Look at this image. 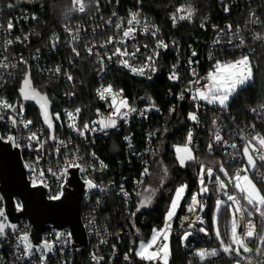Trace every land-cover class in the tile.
Instances as JSON below:
<instances>
[{
  "label": "built area",
  "instance_id": "obj_1",
  "mask_svg": "<svg viewBox=\"0 0 264 264\" xmlns=\"http://www.w3.org/2000/svg\"><path fill=\"white\" fill-rule=\"evenodd\" d=\"M84 3L85 12L80 13L73 10L70 0L69 15L73 17L43 35L41 27L45 24V20L41 14L42 5L35 4L32 0L26 3L0 0V62L7 65L0 67V99L12 105L22 81L28 74L30 80L35 78L37 82L52 81L61 84L59 93L66 102L65 106L50 110L49 113L54 124L52 136L54 135L55 139H52V136L50 138L44 120L37 121L36 117L27 111L26 105L30 104H23L21 101L17 103L16 114L11 109L0 108L1 138L8 140L7 138L11 136L12 118H15L17 122L14 125V144L19 145L16 147L21 153L27 177L31 183L36 180L38 185H42L48 198L62 190L65 180V177L63 180L57 179L52 173L58 175L67 167V163L73 160L80 165L78 167L80 179L84 182L91 180L96 185L85 193L80 203V218L88 246L73 247L70 231L66 228L60 232L45 228L42 242L47 241L49 245L54 243V246L43 264H74V259L81 250H87L86 255L90 264H131V256L140 259L134 255L130 246L126 247V236L131 231L130 227L124 225L112 230L100 219V215L104 212L108 196H116L122 200L126 215L131 216L137 211L142 185L149 173V157L155 151L158 138L167 132V115L172 113L174 106L179 103L186 106L185 143L191 132L189 147L196 157L192 161L197 165L195 181L200 183L202 162L198 152L204 144L207 154L218 153L227 163L234 165L232 174L228 176L222 174L221 179L228 185V193L236 195L245 210L235 214L238 234L242 235L247 231L248 222L251 220L256 226V233L264 235L263 229L260 231L261 226L264 228V217L240 197L233 186L234 180L232 183L228 182L229 178H234L238 172L244 175L245 172L242 170L247 167L250 179L255 183L251 177L253 173L264 189V161L259 160L257 154L256 167L249 169L242 154L243 146L249 138L257 134L264 136V105L249 110L252 116L250 120H241L231 113L228 106L221 108L215 104L192 99L196 89L208 86L210 83L208 75L214 70L218 61L222 64L233 63L243 56H248L251 62L250 57L256 49L264 47V0H215L213 10L207 11L197 19L180 7L179 9L184 11L175 10L168 15L167 27L150 20L140 9L122 6L115 0H84ZM138 12H141V16L137 17L140 23L134 25L135 32L129 37H123V30L129 26L128 20L133 13ZM189 13L190 19L178 18ZM173 16L177 17L175 21ZM222 17L227 18L222 20ZM9 21L13 23L11 31L7 29ZM117 23L121 24V28L115 26ZM145 26L148 28L147 32L144 30ZM66 28L72 29L71 34ZM153 32L155 35L152 34ZM74 35H78L79 39L73 41ZM17 37L20 39L17 40ZM25 37L27 39H24ZM109 38L115 42L107 43ZM8 40H12L13 43L8 44ZM160 41H163L167 47H158ZM73 48L77 49L79 55L73 52ZM88 48H92V54H89ZM117 48L136 54L117 57L113 55ZM82 55L90 62V68L97 80L113 70H118L134 80L150 84L164 70L168 85L159 104L150 99L143 104L133 105L120 90L112 88L113 93L120 94L117 96V103L121 98L126 99L128 105L135 111L129 112L126 119H118L115 128L89 131L81 135L69 125L75 123L77 128L82 129L84 124H88L90 128L98 129L99 126L93 122L107 118L113 111L110 107L113 103L111 96L101 99L97 91L96 97L102 106L96 107L91 116L82 117L81 106L76 103L80 79L74 74L76 64ZM109 56L111 59H108ZM147 57H152L151 61H148ZM122 59H127L132 68L143 69V75L139 74V71L134 73L131 68L123 66ZM251 65L253 69L252 62ZM57 69L59 71H56ZM173 74L176 79L169 78ZM69 76L72 77L71 80L68 79ZM193 81L197 82L192 83ZM251 81L252 79L245 85ZM181 95L183 99L180 98ZM34 109L38 110L36 107ZM76 109H80L78 114H75ZM68 112L74 113V119H69L66 115ZM57 113L59 119H55ZM190 113H195L196 121L189 119ZM27 121L31 123L25 127ZM111 132L119 135L123 145L122 158L117 164L127 165L126 171H119L116 175L110 164L95 151L98 140L106 138ZM217 132L223 137L221 143H216L214 140ZM32 133H36L37 139H29ZM210 144L211 148H209ZM232 144L237 147L232 148ZM134 164L136 169L133 168ZM204 167L205 172L209 167L213 172L216 171L212 165H204ZM145 168L148 170L146 175ZM41 170L44 172L43 177L40 176ZM45 184L47 187L44 186ZM186 193L187 188L182 194L183 198L179 201L175 215L168 221L170 229L168 240L165 241L169 244L167 264H173V242L177 241L180 247L187 249L194 245L195 239L209 238L208 223L204 217L206 208L204 198L197 190L192 191L187 198ZM193 194L197 195L199 203L195 206L196 210L190 212L188 208L192 204ZM174 196L175 191L172 199ZM222 196L223 201H226L224 193ZM228 203L231 202L226 204ZM2 206L3 201L0 196V210ZM201 206H203L202 211ZM169 208L164 215L161 226L163 229ZM249 212L252 213L251 216L248 215ZM231 226L232 221H229V228ZM201 227L207 230V235L199 231ZM28 231L29 227L25 221H21L15 230H6L4 241L0 243L2 264H42L45 254L43 247H39L25 258L20 237L26 235ZM186 233H191L187 239L184 238ZM246 242L253 248L248 241ZM161 243L158 238L157 245ZM151 250L154 251L155 248ZM142 261L144 264H164L163 260Z\"/></svg>",
  "mask_w": 264,
  "mask_h": 264
},
{
  "label": "trees",
  "instance_id": "obj_2",
  "mask_svg": "<svg viewBox=\"0 0 264 264\" xmlns=\"http://www.w3.org/2000/svg\"><path fill=\"white\" fill-rule=\"evenodd\" d=\"M21 3H26L29 0H16ZM122 6H130L138 8L147 14L148 18L163 27H167L168 15L182 7L188 10L194 19L204 15L207 11H212L215 5V0H115ZM35 4L42 5L41 14L45 20V24L41 27L42 34L45 35L48 30L58 27L64 21L73 17L69 15L70 0H32ZM264 16V13H263ZM227 17H222L225 19ZM253 64L252 81L244 85L230 99L228 108L231 113L241 120H250L252 116L249 110L251 108L264 105V47H258L256 52L250 57ZM164 70H162L150 84H144L137 80L128 77L125 73L118 70H113L106 74L102 79L97 80L90 68V62L82 55L74 69V74L80 79L78 85V95L76 103L81 106L82 117L86 118L92 115L96 107H101L102 104L96 97V92L100 87L111 85L113 89L120 90L122 95L128 98L133 105H140L148 100H154L159 104L166 86L168 85ZM30 80L32 87L42 95H45L51 103L52 109H60L66 105V102L60 96L61 84L52 81L37 82L35 78ZM14 95V93H13ZM12 95V96H13ZM15 96V95H14ZM13 96V97H14ZM29 113L33 114L37 121H41L40 111L34 109L32 105H26ZM186 106L184 104H176L172 113L167 115L168 129L167 132L158 138L156 141L155 151L149 157V173L143 182L142 190L139 196V211L133 215H126L122 200L119 197L108 196V201L104 212L100 215V219L107 226L116 230L124 225H128L131 229L126 236V247L130 246L131 251H134L137 240L145 238L152 227H161L164 220V215L169 208L173 193L179 185H185L187 198L190 193L197 190L201 197L204 198L206 208L204 217L207 220L209 228V238L195 239L194 245L184 249L180 247L178 242L172 244L173 264H236L240 257L224 253L220 248V241L217 239L212 221V214L216 205V200L219 198L223 201V191L220 190L216 182V176L223 177V173L219 171L222 164L229 175L234 170V165L227 163L224 157L218 153L207 154L204 144L201 145L198 152L200 161L203 165H212L216 168L212 178H206L204 184L207 187L206 192H201V184L195 181V170L197 165L193 161H187L184 166L177 162L173 145H182L185 143L187 132L186 121ZM50 133V130L46 128ZM123 145L120 142L118 134L111 132L106 138H100L97 142L95 151L110 164L115 175L119 171H126L127 165L123 163L119 166L117 163L122 158ZM136 169V164L133 165ZM258 189L264 194L263 187L258 183L254 174H251ZM222 180V179H221ZM151 197V204L147 207H140L141 201L146 197ZM232 211L227 204L221 206L217 216V227L221 232V237L225 243L229 238V221L231 220ZM263 226L260 227V231ZM248 242L257 247V240L252 238ZM216 250V255H207L201 259L197 255L199 250H207L211 253ZM87 250H81L74 259V264H90L87 258ZM247 255V254H246ZM131 264H144L142 260L134 259ZM0 264L1 261H0ZM241 264H248L247 261L241 260ZM251 264H264V253L252 255Z\"/></svg>",
  "mask_w": 264,
  "mask_h": 264
},
{
  "label": "snow or ice",
  "instance_id": "obj_3",
  "mask_svg": "<svg viewBox=\"0 0 264 264\" xmlns=\"http://www.w3.org/2000/svg\"><path fill=\"white\" fill-rule=\"evenodd\" d=\"M72 8L75 11H78L80 13H84L86 9V5L84 3V0H72ZM227 10V9H226ZM184 11L183 9H177V12ZM115 15V14H113ZM138 13H133L131 16V19L128 20V27L123 30V37H129L135 32V24H139L140 21L137 18ZM179 19H190L191 14L184 16L181 15L178 17ZM177 19L176 16H173V20L175 21ZM111 23V21H110ZM118 29L121 28V24L117 23L115 25ZM13 28V23L11 21L7 24V29L11 31ZM145 32L148 31L147 26H145ZM66 31H68L70 34L72 32L71 28H66ZM155 35V32L152 33ZM260 38V37H258ZM20 38L17 37V40ZM24 39H27L25 37ZM73 41H76L79 39L78 35L72 36ZM115 41L112 38H109L107 43H114ZM8 44L13 43L12 40L7 41ZM241 43H243V40H241ZM104 45H101L103 47ZM158 47H164L166 48L167 45L163 43V41H160L158 44ZM139 51V49H137ZM73 52L76 55H79V52L76 48H73ZM89 54H92V48H88ZM136 53H129L126 49L121 50L120 48H117L113 55L117 57H127L129 55L134 56ZM195 55V53H193ZM108 59H111V56L108 57ZM152 57H147L148 61H151ZM121 64L125 67L131 68V70L135 73L139 71V74L143 75V69H136L132 68L129 64V61L127 59H122ZM0 67H7L6 64L3 62H0ZM56 71H59L57 69ZM170 79H176L177 77L175 74L169 77ZM69 80L72 79L71 76L68 77ZM208 79L210 83L207 87H201L196 89L195 93L192 96V99L194 101H204L207 104H216L219 105L221 108H227L228 102L232 95L243 85L248 83L252 79V65L248 58V56H243L241 59L236 60L233 63H224L217 62L214 66V70L211 71L208 75ZM197 81H193L192 83H196ZM25 87L21 88V94L23 95V98L25 100L29 99H35L36 96H38V93H35L34 89H31V81L30 77L26 75L24 80ZM27 89V90H26ZM98 94L101 99H106L108 96H111L112 98V105L110 107L113 108V111L109 114L107 118H102L99 121L93 122L94 124L98 125L99 128L92 127L88 124H84L83 128H77L75 123H72L69 125V127L77 130L81 135H84L86 132L89 131H105L108 128H115L117 126V120L118 119H126L129 112L135 111V109H132L129 105L126 99L121 98L119 102L117 103V96L120 95L119 93H113V89L111 85H108L107 87H103L102 89L98 90ZM183 99V95L180 97ZM42 100H44V103H41V109L42 114L44 117V122L47 124L49 129H54V124L52 123L51 116L49 112L47 111V101L45 97H41ZM39 102V101H38ZM0 108H8L11 109L12 105L8 104L6 101L0 99ZM123 109V111H122ZM255 111V110H254ZM80 112V109L75 110V114H78ZM143 114V113H141ZM66 115L69 117V119H74V113L68 112ZM59 114L57 113L55 116V119H59ZM2 119V117H0ZM189 119L192 121H196L197 117L195 113L189 114ZM16 119L12 118L13 125L16 124ZM31 121H27L25 123V127L30 124ZM191 132L188 135L187 143L181 148L177 147L176 151L178 154V160L181 166H184L187 161L195 160L196 157L192 153V149L189 147L191 144ZM9 142H14L15 138L13 136H9L8 138ZM29 139H37L36 133H32V135L29 137ZM52 139H55V136H52ZM127 139V138H126ZM214 140L216 143H221L223 141V137L217 132L215 134ZM19 147V145H16ZM212 145H209V148H211ZM232 148H236L237 145L232 144ZM59 150V149H57ZM243 156L247 159L248 167L255 168L256 167V155L258 154V158L261 161H264V136H261L259 134L252 136L249 138L246 142V144L243 146L242 149ZM94 155V154H93ZM103 167V165H101ZM71 167H80L79 164L75 163V161H71L67 163V167L63 169V171H60L59 174L52 173L53 175L57 176V179L63 180L64 177L68 173V169ZM49 171H51L49 169ZM219 171L223 173L225 176H228V172L225 170L224 166L221 164L219 167ZM243 172H247L248 168H244L242 170ZM148 173L147 168L144 169V174L146 175ZM44 172L41 170L40 176L43 177ZM205 175H207L208 178H212L213 176V169L211 167L207 168L205 172V167L203 164L200 165V184H201V192H206L208 189L204 184ZM234 180V187L236 188L237 192L240 194V197L247 202L248 205H250L257 213L260 214L261 217H264V194H262L261 190L256 187V185L252 182L251 179L247 175L241 176V174L238 172L235 174V177L229 178V183H232ZM216 182L219 185L220 190L223 191L224 195L226 196V201H222L218 199L216 201V214L218 216L221 206L224 205L227 202L228 208L232 211L233 214V222L232 227L229 235L228 242L225 243L224 239L221 237V232L218 227H215L217 221L214 218V227H215V235L217 239L220 241V248L224 253H227L229 255H235L236 257H240L241 259H238L236 261V264H241V260H245L248 262V264H251L252 255L256 254H262L264 253V235H258L256 233V226L252 223L251 220L248 222L247 231H245L242 235L238 234L237 228L238 225L236 223L235 214L245 211L243 207L240 204V200L237 198L236 195L229 194L227 191L228 185L221 180L219 176H216ZM243 182V183H242ZM41 183L43 184V180H41ZM89 188H93L96 185L92 183L91 180L86 181ZM32 185L35 187L37 186V181L33 180ZM47 187V185H44ZM186 186H181L175 190V196L171 201L169 211L166 214V223L165 228L162 230H154V235L152 236L151 240L147 243L141 241L139 245V249L136 250V256L139 257L141 260L149 261V262H155L159 260H163L164 264H167L166 256L168 254V244L165 243V241L168 240V230L170 229V224L168 221H170L173 216L175 215V210L179 207V201L183 198L182 194L185 192ZM127 195V194H125ZM63 196V190L59 191L58 193L52 195L50 199L52 200H60ZM152 202L151 197H146L145 200L141 201L140 207H147ZM198 199L197 195L193 194L192 196V204L189 205L188 211L194 212L195 205H197ZM18 210H22L23 205L17 203L16 205ZM140 209L138 208L137 211ZM200 210H203V206L200 207ZM5 213L3 210H0V217H4ZM249 216L252 215L251 212L248 213ZM199 219V217H198ZM6 225L3 222H0V235L5 234ZM200 232L205 233L206 235L207 230L203 227L199 229ZM71 234H69L70 236ZM191 235V233L185 234V239ZM257 240V247L255 249L248 246L247 242L248 240L254 238ZM59 239V235L57 236ZM158 238L162 241L161 244L157 245ZM28 236L24 235L21 237V241L23 242V249L25 254H30L32 251L31 245L28 243ZM44 248L51 250V246L48 244L47 241L44 242ZM155 248V250H151ZM163 253V255H161ZM216 250L213 249L211 253H208L207 250H199L197 252V255L201 257V259H204L207 255H216ZM247 254V255H246ZM95 259V257H94Z\"/></svg>",
  "mask_w": 264,
  "mask_h": 264
},
{
  "label": "water",
  "instance_id": "obj_4",
  "mask_svg": "<svg viewBox=\"0 0 264 264\" xmlns=\"http://www.w3.org/2000/svg\"><path fill=\"white\" fill-rule=\"evenodd\" d=\"M140 16L141 12H138V17ZM24 80L12 103L11 111L16 114L17 103L21 101L23 104H30L36 107L44 120L41 103L45 101L41 97H45V95L37 92L31 84V89H34L35 93L39 95L35 99L25 100L21 94V88L25 87ZM46 101L47 111L50 113L51 103L47 98ZM46 128L49 129L48 127ZM49 130L51 138L54 129ZM14 133L15 128L12 123L11 136L14 137ZM90 189L87 183L80 179L79 168L71 167L65 176L61 199L52 200L48 198L45 188L38 184L34 187L31 180L27 177L21 153L14 142L3 140L0 136V196L3 201L2 210L5 213L4 217H0V222L5 223V232L7 229L15 230L21 221L27 223L29 231L26 235L29 238L28 243L31 245L32 251L30 254H26L25 258L37 251L39 247L44 248L42 233L45 228L53 229L56 232L66 228L70 231L71 245L73 247L88 246V239L80 218V203L85 193ZM17 203L23 205L22 210L17 209ZM4 238L5 234L0 235V243L4 241ZM50 246L52 250L54 243ZM44 249L45 254L42 258V264L51 252V250Z\"/></svg>",
  "mask_w": 264,
  "mask_h": 264
},
{
  "label": "rangeland",
  "instance_id": "obj_5",
  "mask_svg": "<svg viewBox=\"0 0 264 264\" xmlns=\"http://www.w3.org/2000/svg\"><path fill=\"white\" fill-rule=\"evenodd\" d=\"M188 11V10H187ZM241 88V87H240ZM239 88V89H240ZM239 89L233 94V95H235L238 91H239ZM232 95V96H233ZM216 105V104H215ZM219 106V105H218ZM186 143H184V144H182V145H173V150H174V155H175V158H176V160H177V162L179 163V160H178V155H180V154H178L177 153V151H176V149H177V147H183L184 145H185ZM245 158V157H244ZM245 161L247 162V159L245 158ZM179 165H180V163H179ZM249 169H252L251 167H249ZM244 175H247L248 177H249V174H248V171L244 174ZM241 176H243V175H241ZM249 179H250V177H249ZM253 182V181H252ZM235 183V182H234ZM243 183V182H242ZM254 183V182H253ZM255 184V183H254ZM256 185V184H255ZM233 186H234V184H233ZM257 187V186H256ZM258 188V187H257ZM174 198V197H173ZM219 198H217V200H218ZM216 200V201H217ZM215 201V202H216ZM214 218L216 219V221H217V214H216V205H215V208H214V212H213V214H212V221H214ZM231 220L230 221H232L233 222V215H231V218H230ZM213 225H214V223H213ZM215 227H217V223H216V225H215ZM215 227H214V231H215ZM232 227V226H231ZM231 227L228 229V233H229V235H230V231H231ZM163 228L162 227H152L151 228V230H150V232H149V234L145 237V238H141V239H139V240H137V242H136V246H135V248H134V255L136 256V250H138L139 249V245H140V243H141V241H143V242H145V243H147L148 241H150L151 240V238H152V236L154 235V230H162ZM263 231H264V228H263ZM229 239V238H228ZM168 246H169V244H168ZM169 249V248H168Z\"/></svg>",
  "mask_w": 264,
  "mask_h": 264
},
{
  "label": "bare ground",
  "instance_id": "obj_6",
  "mask_svg": "<svg viewBox=\"0 0 264 264\" xmlns=\"http://www.w3.org/2000/svg\"><path fill=\"white\" fill-rule=\"evenodd\" d=\"M195 206H196V205H195ZM195 206H194V207H195Z\"/></svg>",
  "mask_w": 264,
  "mask_h": 264
}]
</instances>
